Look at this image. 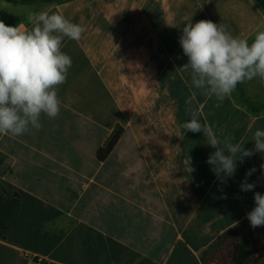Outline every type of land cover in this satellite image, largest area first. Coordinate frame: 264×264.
Wrapping results in <instances>:
<instances>
[{
	"label": "crops",
	"instance_id": "crops-1",
	"mask_svg": "<svg viewBox=\"0 0 264 264\" xmlns=\"http://www.w3.org/2000/svg\"><path fill=\"white\" fill-rule=\"evenodd\" d=\"M59 13L86 30L64 40L72 58L60 113L22 136L0 134V264H201V252L247 217L264 194V154L237 161L223 181L215 149L182 124L197 109L221 140L252 149L264 129V83L223 101L202 95L179 44L186 23L228 26L251 43L264 30L257 0H0V20L30 28ZM121 135L98 160L115 130ZM227 154V153H226ZM254 183L241 191L245 174Z\"/></svg>",
	"mask_w": 264,
	"mask_h": 264
},
{
	"label": "clouds",
	"instance_id": "clouds-1",
	"mask_svg": "<svg viewBox=\"0 0 264 264\" xmlns=\"http://www.w3.org/2000/svg\"><path fill=\"white\" fill-rule=\"evenodd\" d=\"M30 28L6 25L0 20V134L22 136L40 130L41 116L50 119L60 113L59 87L66 82L72 58L62 51L64 40L79 41L85 28L62 14L30 13ZM179 44L187 63L178 68L189 73L192 86L202 95L223 101L238 84L254 79L264 83V30L249 43L229 31L228 26L201 19L186 23ZM190 119L182 124L185 132L203 133L208 146L215 149L207 163L222 181L235 175L237 161L243 163L256 153L264 154V129H256L254 147L221 140L213 126L198 119L197 109H188ZM227 153V154H226ZM264 170V164H261ZM245 174L240 188L252 191L254 183ZM254 207L247 213L252 228L264 226V194L254 192Z\"/></svg>",
	"mask_w": 264,
	"mask_h": 264
},
{
	"label": "trees",
	"instance_id": "trees-1",
	"mask_svg": "<svg viewBox=\"0 0 264 264\" xmlns=\"http://www.w3.org/2000/svg\"><path fill=\"white\" fill-rule=\"evenodd\" d=\"M20 2H31V0H20ZM120 135L121 130H115L105 146L97 150L98 160L102 161L108 155ZM200 263L264 264V226L252 228L245 217L221 233L201 252Z\"/></svg>",
	"mask_w": 264,
	"mask_h": 264
},
{
	"label": "rangeland",
	"instance_id": "rangeland-1",
	"mask_svg": "<svg viewBox=\"0 0 264 264\" xmlns=\"http://www.w3.org/2000/svg\"><path fill=\"white\" fill-rule=\"evenodd\" d=\"M17 1H20V0H17ZM31 1L38 2L41 4H45V3H48L50 0H31ZM259 1L264 6V0H259Z\"/></svg>",
	"mask_w": 264,
	"mask_h": 264
}]
</instances>
